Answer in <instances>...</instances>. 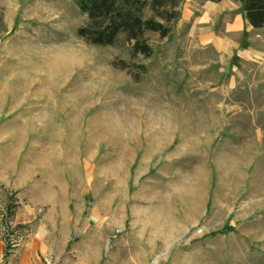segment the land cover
I'll return each mask as SVG.
<instances>
[{"label":"rangeland","instance_id":"374dc122","mask_svg":"<svg viewBox=\"0 0 264 264\" xmlns=\"http://www.w3.org/2000/svg\"><path fill=\"white\" fill-rule=\"evenodd\" d=\"M86 20L0 0V264H264V27L206 23L223 62L181 14L149 57Z\"/></svg>","mask_w":264,"mask_h":264},{"label":"trees","instance_id":"16d2710c","mask_svg":"<svg viewBox=\"0 0 264 264\" xmlns=\"http://www.w3.org/2000/svg\"><path fill=\"white\" fill-rule=\"evenodd\" d=\"M86 14V22L77 34L94 45H113L120 34L131 45L133 55L149 57L153 53L145 33L158 32L165 37L171 23L181 13L183 0H73ZM220 1V0H209ZM242 6L253 28L264 27V0H233ZM125 68V65L119 66ZM143 69L144 65H140ZM137 79V76H133Z\"/></svg>","mask_w":264,"mask_h":264},{"label":"crops","instance_id":"0c3cea01","mask_svg":"<svg viewBox=\"0 0 264 264\" xmlns=\"http://www.w3.org/2000/svg\"><path fill=\"white\" fill-rule=\"evenodd\" d=\"M205 1L209 2V4L203 6V8L200 9L199 14H194V10L192 8H188L187 12H185V8H182L180 13L184 20L192 21L194 28L196 27L197 29H199L197 39L194 42V48H214L219 52V54H222V56H220V59H222L223 62L226 60H231L236 52L238 54H242V51L239 50V47L242 45L244 40L234 43L233 41L231 42V40L219 37L218 35L212 33L211 30H209L211 27L206 23H214L218 22L219 20H223L225 22V27H228V29L231 31H238L240 29H244V27H250L252 29L260 28H253L247 22L244 12L239 13L238 16L234 15V18L230 19V16L232 14L230 12V3L232 0H220L217 2L209 0ZM201 23H203V25H200ZM229 48L230 51H228Z\"/></svg>","mask_w":264,"mask_h":264},{"label":"bare ground","instance_id":"6f19581e","mask_svg":"<svg viewBox=\"0 0 264 264\" xmlns=\"http://www.w3.org/2000/svg\"><path fill=\"white\" fill-rule=\"evenodd\" d=\"M70 53V52H69ZM66 56V55H65ZM53 57V56H52ZM63 57V56H62ZM67 57V56H66ZM64 58V57H63ZM53 60V59H52ZM49 61H51V60H49ZM59 61H60V59H59ZM51 63V62H50ZM63 63V62H62ZM53 64V63H52ZM54 66V65H53ZM53 70H54V68H53Z\"/></svg>","mask_w":264,"mask_h":264}]
</instances>
